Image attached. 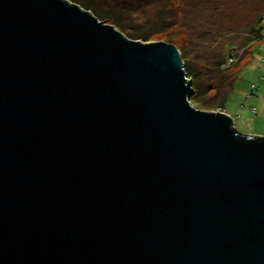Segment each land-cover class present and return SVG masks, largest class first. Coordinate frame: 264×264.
<instances>
[{
  "label": "water",
  "instance_id": "water-1",
  "mask_svg": "<svg viewBox=\"0 0 264 264\" xmlns=\"http://www.w3.org/2000/svg\"><path fill=\"white\" fill-rule=\"evenodd\" d=\"M186 81L171 44L0 0V264H264V138Z\"/></svg>",
  "mask_w": 264,
  "mask_h": 264
},
{
  "label": "rangeland",
  "instance_id": "rangeland-1",
  "mask_svg": "<svg viewBox=\"0 0 264 264\" xmlns=\"http://www.w3.org/2000/svg\"><path fill=\"white\" fill-rule=\"evenodd\" d=\"M67 1L79 5L73 0ZM93 1L121 23L124 30L117 28L125 36L144 33L147 40L138 41L173 45L183 64L187 63L190 78L186 82L190 90L191 85L198 86L209 102L205 104L213 105L214 111L223 114L227 111L240 128L239 132L260 130L247 117L255 118L250 108L259 109L258 102L264 100V19L261 23L263 38L254 46L247 41L253 38L250 29L264 12V0ZM231 46L245 49H240V55L233 54L240 59L228 68L231 74L227 75L235 76L229 89L228 82L218 80L217 69L223 65L224 54ZM253 85L255 89L251 94ZM225 92V110L219 111V101ZM213 94L216 96L211 98ZM191 102L197 109L210 111L194 99Z\"/></svg>",
  "mask_w": 264,
  "mask_h": 264
},
{
  "label": "trees",
  "instance_id": "trees-1",
  "mask_svg": "<svg viewBox=\"0 0 264 264\" xmlns=\"http://www.w3.org/2000/svg\"><path fill=\"white\" fill-rule=\"evenodd\" d=\"M73 1L77 2L83 9L91 12L99 20H102L104 22H110V23L114 24V26L116 28L118 27V28L124 30V28L121 25V23L118 22L114 16H111L110 14H107V13L103 12L99 8V5H97L93 0H73ZM263 19H264V12L262 13V15L259 16V18L257 19L256 23L250 29V31H251L250 34H252L253 38L248 39L247 43H249V45H251L253 43V46H254L255 44H257L263 38V35H262V26H261V23H262ZM127 37L130 38V39H133V40H139V39L147 40L146 35L144 33L141 34V33H138V32H136V33H129L127 35ZM238 47H240V48L238 49L235 46L234 47L231 46L230 49L229 48L227 49V51L224 54V58H223L224 59V62H227V60H228L227 58L229 56H233V54H235V53H236V55L238 53L240 55V49L241 50H244L245 49V47L244 48H241V46H238ZM234 59L235 60H234V62H232V64L237 63L240 58H234ZM230 66H231V64L229 66H227V67H223V66L220 65V67H218V69H217V71L219 73L218 80H220V81L223 80V81L228 82L230 84L229 89H230V87L232 85V81L235 79V76H233V77L228 76L229 74H231L230 73L231 70L228 69ZM186 68H187V63L185 62V64H184V71H185L186 77L188 79V78H190V76H189V72L187 71ZM191 92H192V96L190 98V103L191 104H192V102H191L192 99H194L197 103L204 104L205 108H207L210 111H212V110H214L216 108V107H214L211 104H209V105H206L205 104L206 101L203 98L202 90H200L198 86L196 87V86L191 85ZM226 92H225V94H223V96H221V99H220L219 105H218L219 106V109H222L223 106H224L223 105V102L225 101V98H226ZM213 95L214 96H211V98H213V97L216 96V94H213ZM206 103H209V102H206ZM210 103H212V102H210Z\"/></svg>",
  "mask_w": 264,
  "mask_h": 264
},
{
  "label": "crops",
  "instance_id": "crops-1",
  "mask_svg": "<svg viewBox=\"0 0 264 264\" xmlns=\"http://www.w3.org/2000/svg\"><path fill=\"white\" fill-rule=\"evenodd\" d=\"M257 105H258L259 109H256L253 106L250 108L251 109L250 112L253 113L256 117L255 118L247 117V119H250L249 122H252V124H254V126L255 125L259 126L260 130L253 129V130L245 131V133H241L238 130L239 127H238L237 123L235 124L234 120L231 119L232 124H233V128L237 134L244 136V137L246 135H242V134H247L248 136H246V137H262V138H264V100L261 102H258ZM224 108L225 107L223 106L222 110H225ZM224 112L226 114L228 113L227 111H224ZM228 116H229V114H228Z\"/></svg>",
  "mask_w": 264,
  "mask_h": 264
},
{
  "label": "built area",
  "instance_id": "built-area-1",
  "mask_svg": "<svg viewBox=\"0 0 264 264\" xmlns=\"http://www.w3.org/2000/svg\"><path fill=\"white\" fill-rule=\"evenodd\" d=\"M235 58V56H229L227 59V62H224L223 63V67H227V66H229L230 64L232 65V62H234V59ZM254 89H255V86L253 85L252 87H251V94H253V91H254ZM218 111V110H217ZM219 111H223L222 109H219Z\"/></svg>",
  "mask_w": 264,
  "mask_h": 264
}]
</instances>
